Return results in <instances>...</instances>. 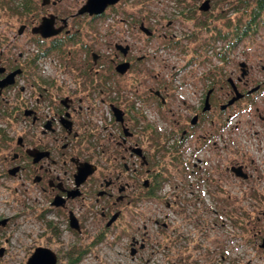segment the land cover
<instances>
[{"label":"rangeland","instance_id":"374dc122","mask_svg":"<svg viewBox=\"0 0 264 264\" xmlns=\"http://www.w3.org/2000/svg\"><path fill=\"white\" fill-rule=\"evenodd\" d=\"M85 1L60 0L56 6H42L41 0H33L36 8L31 13H23L21 3L14 4L13 10L1 7L0 49L27 57L30 84L94 85L98 95L92 121L98 135L94 143L97 139L104 144L110 131H118L107 102L102 104L100 99L114 98L122 102V109L133 104L131 117L134 111L142 117L128 127L138 134L135 140L149 166L161 169V188L140 201L130 196L131 202L121 205V217L109 227L100 217L94 195L75 199L66 208L52 206L49 189L33 183L27 169L8 175L9 169L21 164V160L10 162L16 140L25 137L31 125L20 118L18 102L0 106V133L11 144L0 143V221L5 220L0 224V264H25L37 247L52 250L56 264H264L260 245L264 239V92L245 95L224 113H213L216 116L203 126L209 138L201 150H193L194 145L185 141L174 145L182 125L179 115L200 101L203 84L215 88L214 95L224 103L228 97L223 95L230 90L227 79L234 84L241 77L237 86L244 94L264 83V24L227 56L228 38L217 36L229 28L228 22L243 20L235 0H210L205 12L198 10L204 0H120L95 19L76 16ZM72 14L67 28L81 41L64 44L62 55L61 50L34 60L49 41L39 42L28 27L39 24L43 16ZM139 22L153 30L151 37L139 31ZM22 24L28 27L18 34ZM204 24L211 25L212 31H206ZM128 38L135 48L130 53L132 70L123 76L115 72L104 82L106 67L84 68L86 61L92 63L85 48L110 55L109 47ZM217 53L227 56V61L222 62ZM139 56L144 59L137 61ZM205 73L209 78L204 79ZM155 75L172 94L163 111L147 97V87L157 83ZM140 83L145 89L139 88ZM22 84H27L26 79ZM16 89L19 93L18 85ZM21 95L34 101L38 93L29 87ZM172 150L180 162L171 161ZM239 165L248 175L245 179L230 171ZM68 211L80 221L78 231L69 227Z\"/></svg>","mask_w":264,"mask_h":264},{"label":"flooded vegetation","instance_id":"af4514ba","mask_svg":"<svg viewBox=\"0 0 264 264\" xmlns=\"http://www.w3.org/2000/svg\"><path fill=\"white\" fill-rule=\"evenodd\" d=\"M58 3H60V0H47V2L41 0L42 6H56ZM54 16L53 28L62 27V30L56 35L44 38L40 34L34 33V28L41 21L32 27L22 24L17 32L21 29V32L18 33L21 34L28 27L32 36L37 37L39 42L49 41V44L53 39L60 38V35L62 37H73L72 42L74 43L81 41L79 36H73L67 28L68 19L74 18L75 15L72 14L66 18ZM87 16L90 19L100 17V15ZM62 19H66V23L62 22ZM58 21L61 23L60 25H57ZM138 29L142 32L140 26ZM128 40L129 38L124 39L123 42H115L113 48L109 47L112 50L110 55H101L100 53L94 55L90 52L92 63L89 65L86 61L84 68L91 71L96 68L99 71L101 68L106 67L110 72L115 73L117 65L122 62H128L129 68L127 72L132 70L133 62L130 60V53L131 51L135 52V48L131 43H128ZM74 43L71 44L74 45ZM118 45L127 46L126 54L116 48ZM46 46L48 44L44 48ZM78 48H81V45H78ZM6 49L8 48H5V51L0 49V68H3V71L0 72V81L11 73L16 74L13 77L12 84L0 88V106H8L12 104V101L16 105V102H18L19 110L17 111L20 115L22 114L20 118L27 119L31 125L29 133L25 137H20L16 140V146L14 147L16 151L12 154L10 162L21 160V164L9 169L7 171L8 175H11L10 171L14 168H17L15 174L27 169L30 174L32 173L33 183L39 184L43 189L45 186L49 189L50 195L53 196L51 205L54 207L66 208L68 203L75 199L81 200L87 196L91 197V195H94V202L100 208V217L106 220L105 226L113 225L122 215L123 207L121 205L124 202L125 204L131 202V199L129 200L130 196V198L134 197V200L136 198L138 201L145 198L146 192L153 184L154 175L159 170L149 166L150 161L146 160V155L140 146V142L138 143L135 140V135L138 134L135 133L136 131H131L128 127V124L131 123V112L128 113L127 107L122 109L113 105V103L108 101L109 96H107V99L101 98L100 102L102 104L107 102L118 131L117 134L110 131L104 144L97 143V139L94 143L93 138L98 136L92 123L93 113H96V96H98L93 89L94 85H81L78 83L30 84L28 78V65L30 62L27 61V57L22 52L15 56ZM84 50L87 55L88 52L86 50H91V47ZM108 56L112 57L108 58ZM119 56L122 58H119ZM142 59H144L143 56L137 57V61ZM18 70L19 72H17ZM203 77L206 79L209 78V75L205 73ZM23 79H26L27 86L19 85ZM199 79L203 78L199 77ZM155 80L157 83L154 87H147V97L161 111L162 109L166 110L172 94L168 91L167 86H162L161 80L157 75H155ZM241 82L242 78L238 77L234 83L237 89V84ZM17 85L19 93H17ZM141 85L142 83L139 84V88L145 89ZM29 87H33V90L36 88L38 93L34 101L22 99L21 94ZM229 87H231L230 84ZM15 89L16 94L10 95V91ZM201 90L200 101H197V104L193 106L189 105L186 114L182 113L181 116L179 115L178 121L180 123H178L181 124L182 122V125L179 128L180 132L175 134L176 136L178 135L174 143L175 146L181 143L184 144L185 141L189 142L190 145H194L193 150H201L208 143L209 138V135H207L208 131L203 129L204 124L209 121V118L216 116L213 113L222 114L230 107L221 108L223 103L220 102L221 97L214 95L215 88L203 84ZM172 91L173 93L175 92L173 89ZM226 96L228 99L232 96L231 88L225 92L223 98ZM18 98L20 100H16ZM215 105H218L216 110L214 109ZM112 106L122 112V121L119 122L115 119L111 110ZM23 107L26 108L23 109ZM125 128L127 131H124ZM200 129H203V133L196 135L195 131ZM1 142L11 146L5 135L2 137L0 133ZM83 163L88 164V168H94L85 180L77 185L75 176L78 167ZM239 166L243 168V165ZM243 171L245 172V170ZM159 188H161V185ZM71 215H73L72 212L68 211V221ZM73 217L80 228V221L74 215Z\"/></svg>","mask_w":264,"mask_h":264},{"label":"trees","instance_id":"16d2710c","mask_svg":"<svg viewBox=\"0 0 264 264\" xmlns=\"http://www.w3.org/2000/svg\"><path fill=\"white\" fill-rule=\"evenodd\" d=\"M21 3V8H22V12L23 13H31L32 11H35L36 8V4L33 2V0H0V8H8V10H13L12 8H15L14 4H18ZM235 3L238 4L237 5V9H242L240 11L241 16L243 17V20H240V22L236 21L234 23L228 22L227 25L229 28L226 27V30L224 32H220L218 31V38H228L227 40V44L224 47V50H226L224 53L225 55H229L230 51L232 49L235 48V46L240 43L242 40H244L247 37L253 36V34L256 33V31L258 30L260 24H264V0H235ZM11 6V7H10ZM194 9L193 7L191 8V10ZM190 10V11H191ZM140 23V22H139ZM205 30H209L212 31L211 25H205L204 27ZM74 36V35H73ZM73 37H60V38H56L53 39L50 44H48V46H46V49H41V51L39 52L38 55L35 56L34 60L37 59L40 56H45V55H50L52 53H58L60 52V54H63V46L64 44L67 43H74L73 41ZM79 43V42H78ZM92 50V47H91ZM91 50H86L87 52H92ZM65 51V50H64ZM70 52V50H68ZM218 54V53H217ZM223 54V53H222ZM227 56L218 54L219 59L222 62H226L227 61ZM112 72L108 71L107 75H103L104 77V82L108 81L111 76H112ZM221 79V78H220ZM219 78L216 80L218 81ZM220 81V80H219ZM262 91V90H260ZM109 102L113 103V105L115 106H121L122 102H119L117 100H115L114 98H110L108 99ZM123 107H127L128 113L132 112V108H133V104H126ZM163 111V109H162ZM133 116L131 118V121H134V123H138V119L141 116V114H139L138 112H133ZM161 147V146H160ZM177 147V145L175 146ZM159 150H156L155 152H158ZM178 151V150H177ZM175 149V152H177ZM173 152L174 150H172L169 153V156L171 158V161L173 163H176L177 161L180 162L179 159V155L178 153L176 154V156H173ZM153 156H155L153 154ZM154 159V157H153ZM154 162V160H153ZM162 176L163 173L161 171V169H159L156 174L154 175V179H153V184L151 185L150 189L147 191V195L151 196L154 195L156 191H158L161 182H162ZM229 214H233V213H229ZM231 215H229L230 219H232L233 217H231ZM239 221V220H237Z\"/></svg>","mask_w":264,"mask_h":264},{"label":"water","instance_id":"95a60500","mask_svg":"<svg viewBox=\"0 0 264 264\" xmlns=\"http://www.w3.org/2000/svg\"><path fill=\"white\" fill-rule=\"evenodd\" d=\"M120 0H86L82 6L78 9L76 15H84L87 14L89 16L93 15H100L102 14L105 9L109 6H112L116 4ZM47 2V0H45ZM209 9V0H204L200 6L199 10L201 11H207ZM54 15H49L48 17H43L41 20V23L34 28V33L40 34L42 37L46 38L52 35L58 34L61 30L62 27L55 29L53 28L54 24ZM62 22L66 23V19H62ZM141 30L146 34V35H151V31L147 28H145L143 25L140 26ZM21 32V29L19 30L18 33ZM118 50L122 51L123 54H126L127 51V46L123 47L121 45H118L116 47ZM240 66H244V64H240ZM129 68V63L128 62H122L119 65L116 66V71L120 74H124ZM3 71V68H0V72ZM19 72V70L17 71ZM16 73H11L6 78H4L2 81H0V88H3L4 86L8 84L13 83V77ZM244 73H242V76ZM235 89V87H234ZM242 95L235 89V96L232 97L226 105H223V107L232 104L235 100L240 98ZM208 108V107H207ZM111 110L115 116V119L118 121H122V112L112 106ZM124 131H127L124 129ZM138 152V151H137ZM94 167L88 168V164H81L80 167H78L77 174L75 176L76 178V184H80L85 178L88 176L93 171ZM231 171L235 174L237 177H241L245 179L247 177V174L243 172L242 167H231ZM17 172V168H14L10 171L11 175H14ZM69 225L71 228H74L76 230H79L78 223L76 219L71 215L69 217ZM5 220L0 221V224H4ZM264 248V239H262V244H260ZM2 251H0L1 254ZM57 263V255L50 250L49 248L46 247H37L35 248L34 252L31 254V256L28 258L27 262L25 264H56Z\"/></svg>","mask_w":264,"mask_h":264}]
</instances>
